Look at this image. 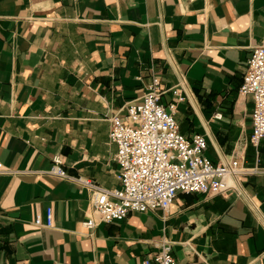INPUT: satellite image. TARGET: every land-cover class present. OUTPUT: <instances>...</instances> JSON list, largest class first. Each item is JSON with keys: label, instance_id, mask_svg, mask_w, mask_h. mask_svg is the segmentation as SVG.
<instances>
[{"label": "crops", "instance_id": "1", "mask_svg": "<svg viewBox=\"0 0 264 264\" xmlns=\"http://www.w3.org/2000/svg\"><path fill=\"white\" fill-rule=\"evenodd\" d=\"M264 45V0H0V264H143L172 245L178 264H264V139L240 94ZM152 73L206 156L256 172L225 193H180L167 210L84 225L92 191L121 189L110 117L143 101ZM218 114L222 116L217 117ZM54 211L53 227L46 222Z\"/></svg>", "mask_w": 264, "mask_h": 264}, {"label": "built area", "instance_id": "2", "mask_svg": "<svg viewBox=\"0 0 264 264\" xmlns=\"http://www.w3.org/2000/svg\"><path fill=\"white\" fill-rule=\"evenodd\" d=\"M165 92L161 77L152 73L143 101L130 104L125 117H110V140L117 145L115 160L120 165L121 189H104L92 181L75 178L64 169L61 155L53 157L50 174L79 181L92 191L93 217L84 222L87 228L123 220L132 212L165 211L180 193H225L236 187L240 175L256 172L243 167L237 155L222 163L207 157L204 135L186 136L180 131L176 113L185 99L181 87L173 89L169 104L162 102ZM240 94L254 99L249 141L258 148L264 139V45L256 47L248 60ZM8 172L0 162V173ZM34 223L53 227V208H47L45 223L41 215ZM152 258L157 264H178L167 242ZM143 264H151V259Z\"/></svg>", "mask_w": 264, "mask_h": 264}]
</instances>
